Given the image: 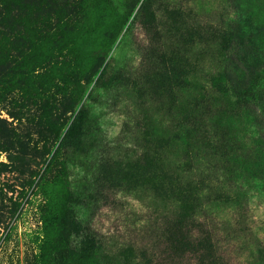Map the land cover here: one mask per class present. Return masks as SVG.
I'll return each instance as SVG.
<instances>
[{"label": "rangeland", "instance_id": "obj_1", "mask_svg": "<svg viewBox=\"0 0 264 264\" xmlns=\"http://www.w3.org/2000/svg\"><path fill=\"white\" fill-rule=\"evenodd\" d=\"M155 262L264 264V0H0V264Z\"/></svg>", "mask_w": 264, "mask_h": 264}, {"label": "trees", "instance_id": "obj_2", "mask_svg": "<svg viewBox=\"0 0 264 264\" xmlns=\"http://www.w3.org/2000/svg\"><path fill=\"white\" fill-rule=\"evenodd\" d=\"M23 23H24L23 28H26V29H28V30L33 29V26H32L31 24H29V22H27L26 20H23ZM57 26H59V28L62 29V28H64V27L67 26V22L64 21V22L60 23V24L57 25ZM82 111H83V110H82ZM81 115H82V113H80V114L78 115L77 119L73 122L72 126L70 127V130L75 129V128L79 125V123L82 121ZM46 119H47V123H48L51 127H53V131H52V132L56 134L57 138H60L61 135H60V131H59L58 124H57L55 121H53L52 118H51L50 116L47 117ZM63 139H65V137H64ZM63 139H62V140H63ZM154 264H157V263L155 262Z\"/></svg>", "mask_w": 264, "mask_h": 264}]
</instances>
